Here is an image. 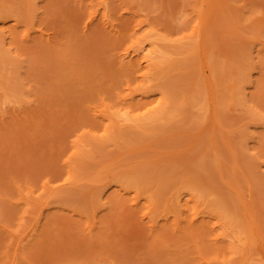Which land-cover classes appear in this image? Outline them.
Wrapping results in <instances>:
<instances>
[{"label":"rangeland","instance_id":"obj_1","mask_svg":"<svg viewBox=\"0 0 264 264\" xmlns=\"http://www.w3.org/2000/svg\"><path fill=\"white\" fill-rule=\"evenodd\" d=\"M0 264H264V0H0Z\"/></svg>","mask_w":264,"mask_h":264}]
</instances>
